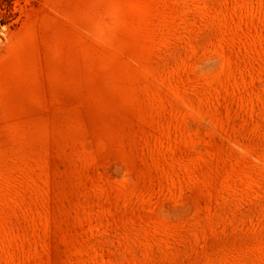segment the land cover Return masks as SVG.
Segmentation results:
<instances>
[{"label": "rangeland", "instance_id": "obj_1", "mask_svg": "<svg viewBox=\"0 0 264 264\" xmlns=\"http://www.w3.org/2000/svg\"><path fill=\"white\" fill-rule=\"evenodd\" d=\"M0 264H264V0H0Z\"/></svg>", "mask_w": 264, "mask_h": 264}]
</instances>
